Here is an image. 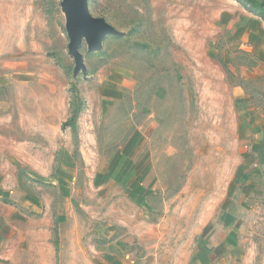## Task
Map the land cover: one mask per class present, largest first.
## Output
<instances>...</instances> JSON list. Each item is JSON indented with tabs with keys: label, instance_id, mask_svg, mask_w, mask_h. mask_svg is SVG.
<instances>
[{
	"label": "rangeland",
	"instance_id": "1",
	"mask_svg": "<svg viewBox=\"0 0 264 264\" xmlns=\"http://www.w3.org/2000/svg\"><path fill=\"white\" fill-rule=\"evenodd\" d=\"M86 3L115 33L94 50L83 38L75 72L62 0H0V163L9 189L0 211L13 206L21 232L0 264L42 263L55 239L57 264H104V226L133 238L138 264H189L199 231L233 198L237 110L264 95V82L244 80L233 61L234 24L250 14L237 0ZM113 85L121 96L104 98ZM135 129L148 135L145 168L127 187L105 171ZM247 200L232 208L237 243L213 264H264V193Z\"/></svg>",
	"mask_w": 264,
	"mask_h": 264
},
{
	"label": "crops",
	"instance_id": "2",
	"mask_svg": "<svg viewBox=\"0 0 264 264\" xmlns=\"http://www.w3.org/2000/svg\"><path fill=\"white\" fill-rule=\"evenodd\" d=\"M248 12V11H247ZM238 23L234 24L236 39L233 43V61L235 69L242 70L244 80L264 82V21L248 12ZM118 85V81L115 82ZM113 85L112 88L103 90L104 98L112 99V96H121V89ZM123 87H128L130 82H120ZM116 86V87H115ZM118 90V91H117ZM120 91V92H119ZM253 100L257 101L255 104ZM238 108L239 136L237 139L238 154L241 160L234 177L232 178L230 191L231 197L228 208L222 209L217 216V221L205 225L199 231L197 249L189 264H213L218 257L229 247L237 243V230L240 226L236 216L234 204L248 201L251 194L264 193V95L260 98L250 95L241 101ZM147 132L142 129L132 130L122 145L109 156L105 171L107 179H115L120 185L131 187L144 170L140 160L147 143ZM64 158V157H63ZM67 160V157H65ZM70 159V158H69ZM70 161V160H69ZM0 163V199L8 197L7 180ZM257 189H260L259 191ZM21 203L20 200L17 199ZM31 204L36 202L34 198L29 200ZM11 203V202H9ZM14 210V207L12 206ZM10 207L8 211H0V258H9L14 243L21 234L17 215ZM119 228L104 226L99 237L101 259L104 264H138L133 259V238L128 235H119ZM131 234V233H130ZM47 248L53 250V257H49L39 264H57L59 243L54 240ZM96 248H98L96 246ZM98 250V249H97ZM134 260V261H133ZM56 262V263H55Z\"/></svg>",
	"mask_w": 264,
	"mask_h": 264
},
{
	"label": "water",
	"instance_id": "3",
	"mask_svg": "<svg viewBox=\"0 0 264 264\" xmlns=\"http://www.w3.org/2000/svg\"><path fill=\"white\" fill-rule=\"evenodd\" d=\"M65 10L66 30L69 38V53L75 60V72L83 69L79 48L83 38L88 42L89 49H98L100 41L115 30L103 20L92 18L87 10L86 0H62Z\"/></svg>",
	"mask_w": 264,
	"mask_h": 264
},
{
	"label": "trees",
	"instance_id": "4",
	"mask_svg": "<svg viewBox=\"0 0 264 264\" xmlns=\"http://www.w3.org/2000/svg\"><path fill=\"white\" fill-rule=\"evenodd\" d=\"M237 2L248 12L264 21V0H237ZM75 119L76 114H74L66 124H70L72 126L75 122ZM66 124H63L62 127L66 126Z\"/></svg>",
	"mask_w": 264,
	"mask_h": 264
}]
</instances>
